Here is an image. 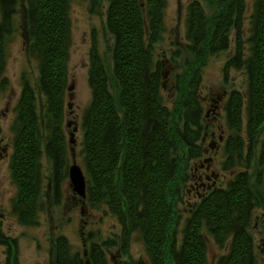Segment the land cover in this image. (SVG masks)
<instances>
[{
  "label": "trees",
  "instance_id": "obj_1",
  "mask_svg": "<svg viewBox=\"0 0 264 264\" xmlns=\"http://www.w3.org/2000/svg\"><path fill=\"white\" fill-rule=\"evenodd\" d=\"M27 34L30 54L37 55L40 78L37 89L26 79L18 106L19 133L14 140L11 171L18 186L14 207L23 220L32 222L38 210L40 155L46 151L53 162L55 193L68 174L67 140L63 129L64 92L68 81L70 4L72 0H26ZM98 0H91L92 4ZM101 1V0H99ZM107 27L114 37L112 76L118 84V100L110 91V73L96 46L91 49L89 84L92 102L85 112L83 150L86 193L92 203H108L125 219L130 231L142 230L150 264H210L206 231L213 235L224 253L215 264H256L255 240L247 227L252 213L264 207V137L254 174L241 171L224 187L215 186L201 198L187 217L185 235L176 243L171 225L175 211L169 194L182 182V148L189 159L201 158L199 145L203 129L204 102L199 98V73L179 82L174 106L162 101L160 85L162 60L155 44L162 38L165 0H107ZM246 0H219L218 16L209 19L202 4L191 3L188 22L191 51L204 60L209 54L229 48L231 30L236 32L237 51L226 63L246 69L247 110L250 146L241 135L226 141V168L235 160L250 167L253 148L264 125V0H256L254 27L248 56L243 45ZM15 0H0V72L3 69V35L15 10ZM7 25V24H6ZM226 107L232 128L241 130L244 94L233 89ZM185 150V151H186ZM182 153V154H181ZM126 206V207H124ZM135 226V227H134ZM127 229V228H126ZM129 233L122 234L124 247ZM0 241L2 238L0 236ZM54 264H85L71 258L67 238L55 242ZM90 264H106L104 248L91 243ZM16 263V261H15ZM132 264H147L143 259Z\"/></svg>",
  "mask_w": 264,
  "mask_h": 264
},
{
  "label": "rangeland",
  "instance_id": "obj_2",
  "mask_svg": "<svg viewBox=\"0 0 264 264\" xmlns=\"http://www.w3.org/2000/svg\"><path fill=\"white\" fill-rule=\"evenodd\" d=\"M202 4L203 13L209 19L218 16L221 4L219 0H165L164 22L161 40L155 44L156 55L162 60V80L160 92L165 104L174 106L178 96L179 82H187L194 72L199 73V98L204 102L203 129L199 145L203 147L201 158L189 159L186 148H182L180 179L182 182L174 188L168 200L175 211L171 225L176 243L181 244L185 235L187 217L210 189L215 186L226 187L236 173L249 171L255 179L260 168L258 164L261 140L264 137V125L258 135L257 144L253 148L255 158L250 167L235 160V166L226 168V141L237 132L241 135L246 154L250 142L247 132V74L246 69L231 65L228 70L227 61L237 51L236 32L231 30L229 48L215 54H209L202 61L191 51L188 33V22L191 3ZM15 10L6 22L3 35V69L0 72V264H54L55 242L57 237L67 238L70 257L87 258L91 243L101 244L104 248L106 264H132L144 260L151 263L150 255L144 243L142 230L137 227L130 231L128 216L122 220L114 213L108 203H92L88 196L82 198L73 194L69 172L60 183L59 195L55 193L53 162L44 150L40 155V190L38 210L35 220L28 222L19 215L14 207L18 186L11 171V157L20 125L18 121L19 98L26 79L37 89L40 66L38 56L30 54L27 34L26 0H15ZM244 27L242 35L246 55L252 50L249 41L254 27L256 0H246ZM107 0H72L70 4V38L68 47V81L64 92V123L69 166L77 162L85 170V153L83 150L85 112L92 102V86L89 84L91 49L96 46L100 57L107 63L110 73V91L118 100L119 86L112 76L111 55L114 37L107 27ZM1 11V5H0ZM2 15L0 13V22ZM233 89L244 94L243 117L241 130L233 129L227 120L226 107ZM211 99H220L221 105L212 109ZM211 110L209 113L208 109ZM222 137V139H221ZM186 150V151H185ZM69 169V168H68ZM207 173L203 182L199 174ZM86 174V173H85ZM87 175V174H86ZM199 181V182H198ZM126 207V206H124ZM252 222L247 229L255 240L256 264H264V207L259 205L252 213ZM127 228V229H126ZM129 233V243L124 247L122 234ZM209 263L215 264L218 256L224 253L216 243L212 234L206 231ZM75 259V258H74ZM16 261V263H15ZM170 264L172 261L168 259ZM171 261V262H170Z\"/></svg>",
  "mask_w": 264,
  "mask_h": 264
},
{
  "label": "water",
  "instance_id": "obj_3",
  "mask_svg": "<svg viewBox=\"0 0 264 264\" xmlns=\"http://www.w3.org/2000/svg\"><path fill=\"white\" fill-rule=\"evenodd\" d=\"M68 172L73 193L79 194L82 198H85L87 196V182L86 174L83 171V168L80 164L74 162L69 166Z\"/></svg>",
  "mask_w": 264,
  "mask_h": 264
},
{
  "label": "flooded vegetation",
  "instance_id": "obj_4",
  "mask_svg": "<svg viewBox=\"0 0 264 264\" xmlns=\"http://www.w3.org/2000/svg\"><path fill=\"white\" fill-rule=\"evenodd\" d=\"M211 100H214L215 101V103H212V106L213 107H211L212 109H215V108H217V107H219L220 105H221V103H220V99H211ZM211 108L210 109H208V111H206L207 113H209V111L211 110ZM221 139H222V137H221ZM199 180H200V182L202 181L203 182V180L205 179V178H208V174L207 173H203V174H199ZM199 182V181H198ZM74 194V193H73Z\"/></svg>",
  "mask_w": 264,
  "mask_h": 264
}]
</instances>
